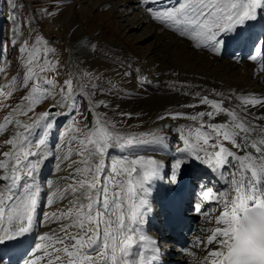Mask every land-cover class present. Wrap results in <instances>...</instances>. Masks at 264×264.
Returning <instances> with one entry per match:
<instances>
[{
    "label": "snow or ice",
    "instance_id": "6c2138e0",
    "mask_svg": "<svg viewBox=\"0 0 264 264\" xmlns=\"http://www.w3.org/2000/svg\"><path fill=\"white\" fill-rule=\"evenodd\" d=\"M136 10L185 38L190 47L220 58L230 40H238L244 29L264 20V0H136ZM261 27L247 59L254 64V74L264 75ZM49 45L42 36L31 45L25 41L20 48L28 54L24 72L0 86V109H7L0 136L8 146L0 152V249L24 240L41 224L55 223L56 228L39 235L41 243L30 247L23 264H41L42 260L45 264H163L160 242L146 234L145 226L153 215H159L155 206H167L170 215L173 208L179 211L177 186L185 166L196 162L218 174L222 189L198 185L201 200L218 207L209 212L192 204V210L209 225L194 242L203 255L188 252L194 264H264V96H226L213 90L210 98L201 90H189L185 95L193 96L196 103L186 107L207 110L161 117L193 122L177 128V155L162 161L146 153L167 154L166 135L121 131L116 122L105 118L106 113L96 111L109 106L103 100L95 102L94 97L111 93L113 85L105 87L98 83L99 76L79 70L70 72L62 84L48 78L49 73L62 74L60 63L50 59L55 49ZM89 48L95 54L97 46L90 40L81 50ZM103 57L123 67L126 76L138 71H130L117 53L105 50ZM6 71V65L0 67V75ZM14 88L27 90L22 106L6 102ZM50 99L53 102L45 111H35ZM82 99L91 104L88 111L93 117L91 127L85 123L83 129L75 126L80 123L76 116ZM222 114L228 119L217 122ZM20 116L31 123H24ZM121 116L131 118L130 113ZM60 117L71 118L73 125L55 136L61 141L56 145L49 138ZM73 155L79 159H72ZM52 159L58 161L56 171L66 175L42 183V171ZM65 200L64 209L43 211ZM0 264H4L3 256Z\"/></svg>",
    "mask_w": 264,
    "mask_h": 264
},
{
    "label": "rangeland",
    "instance_id": "374dc122",
    "mask_svg": "<svg viewBox=\"0 0 264 264\" xmlns=\"http://www.w3.org/2000/svg\"><path fill=\"white\" fill-rule=\"evenodd\" d=\"M81 1L82 0H0V45H3V62H0V67H5V65L7 66V71L0 75V86L8 84L13 76L19 78L24 72L25 59L28 54L20 51L21 45L25 41H27L30 45L34 44L38 36H43L48 41H50L49 46L55 49V53L50 57V59L53 63L59 62L62 71V74L58 77L55 75V73H49L48 78H55L59 83L62 84L65 79L69 78L68 74L75 70L83 71L85 73H92L94 76H99L100 79L98 83L104 85L105 87L109 86L110 84L114 87L111 93H98L94 97L95 102L99 103L101 100H103L104 103L109 106L108 108H99L96 111L106 113L107 115L105 118L111 122H116L117 127L121 131L136 133L157 132L158 134L166 135L170 150H175L179 146V141L175 138L177 136V128H186L193 122L186 119H171L175 124L172 126L169 124L168 118L162 120L161 117H168L170 113L195 114L196 112L207 109L201 107H186V105L196 103V99L191 95H185L186 91L183 90L176 91L177 93L174 96L171 95L173 97L166 99L162 97V99L160 97H154L152 95L153 90L150 85L145 83L146 81L140 78L136 72H134V75L126 76L123 74V67L118 68L111 60L104 59L103 54H99L102 52V46L104 42L115 38L117 39L116 41H119L126 49H130V51L134 54L135 59L141 63H146L149 60H158V57L156 58V56L151 57L145 56V54H143L145 50H148L153 45L154 41L156 40L155 38L157 37L158 40L160 39L159 41H156L159 42L158 48L161 49V52L158 53L160 57L162 56V60L159 59L161 64L167 66L172 65L170 64V60H172L173 56L176 61L182 63L188 62V64L193 63L192 65L198 64L197 67L195 66L197 69H213L215 73L217 72L216 76H218V74L228 73L232 77L239 78L243 73H246L247 69L250 67V63L245 61L248 60L247 56L251 53V50L254 47L256 34H259L262 31V27L255 31L254 36L250 39L252 42L249 47L246 48V43H243V41L240 42L241 44L239 43L238 48L232 52L233 56H231L234 57L237 53H239L238 60L233 59L239 63L236 64L228 60L232 59L229 58L230 56L224 57L223 55V57L220 58L215 57L209 52L194 49L193 47L189 46V41H187L185 38L180 39L174 34L163 30L160 32L158 30V32L155 34V37H148L145 41H141L140 37L142 33L147 32L149 27L155 26L154 24L150 26L149 23L147 24L145 23L146 21H143L139 26L130 29V31H124L122 30L123 28L119 27L115 21L118 19L114 18V20H112V16L107 11H102L106 10L107 7H105V9H101V7L95 9L97 5L96 0H89L85 3H81ZM117 1L118 0H113L110 5L116 6ZM119 9L120 11H129L130 5H126L123 8L119 7ZM130 12L131 13L129 15H131V19H137L140 16V12ZM124 16H126L125 18L129 17L128 14ZM123 20L125 19L123 18ZM123 24L127 25L126 22ZM74 29H76L75 31L77 33L80 32L84 36L91 35V38H94L98 40V43H101V47L98 50L99 53L98 55L94 56L95 58L92 56L93 49L89 48L88 51H82L81 49L83 48L80 47L81 44L73 40ZM47 33L49 35H47ZM249 36L250 33H246L244 38H248ZM182 40L184 42H182ZM10 41L11 45L9 44ZM131 47L133 49H131ZM181 49L183 51L185 50L186 53ZM89 50L92 54H90ZM204 52L206 61H203L202 64L198 63L197 55ZM192 58L196 60L197 63L191 61ZM223 58H226L227 60ZM204 62L207 63L205 64ZM70 66H72V70L70 69ZM223 67L225 69H223ZM129 70L132 71L131 68ZM147 70H149L148 67ZM169 71L170 69H164L157 71L156 73L152 71V73L155 77L163 76L165 80L175 79L177 77V72ZM249 72L253 73L251 69ZM167 76L169 78H167ZM13 92L14 95L6 101L8 104H10L12 107H17L18 105L22 106L24 103H26L22 100V97L27 95L26 89L14 88ZM208 95L210 98H213L212 95ZM50 100L48 102L52 103V100ZM0 101H3L2 96H0ZM47 107L48 104L45 103L41 106H37L35 111L37 113L43 112L47 109ZM88 109H90V105L87 102V99L80 100L78 105V115L76 116V120L80 121V123L76 124V127L83 129L85 123L89 124V127H91L93 117L89 115ZM121 113H130L131 118L129 119L127 117H122ZM6 114L7 109H0V123L3 122V117ZM32 115L33 113H29V116ZM223 116L224 115L222 114V116L218 117L217 122H224L222 119ZM84 117H88V120H84ZM60 118V124L58 123L57 127L53 129V137L50 140H55V136L59 137L61 134L66 132L69 126L73 125V120L71 118L67 120H65L63 117ZM19 119L24 123H31V121L26 116H20ZM169 129H171V131H169ZM21 131L23 130L21 129ZM4 139V136H0V152L8 150V146L3 143ZM55 142L56 143L54 144L56 145L61 143L59 139H57ZM72 147L75 148L76 145L73 144ZM64 151L66 152L67 148H65ZM146 155H166L165 157L167 160L165 159V161L175 158L173 156L170 157V154H165V152L157 153L149 151L146 153ZM72 159L78 160L79 157L73 155ZM57 162L58 161L55 159L51 160L50 165L52 166V169H49L47 172L49 175L46 174L47 176L44 180H55L58 176L66 175V173L56 171ZM50 170H53V172ZM61 186H63V184ZM195 188H197L196 185ZM45 191L49 192V194L51 192V190L47 189L46 186ZM189 199L192 198L189 197ZM193 204L195 205L196 202L193 201ZM65 205H67V200L53 205L52 210L57 211L58 209H64ZM189 218H197L193 220L195 223L192 222V227L194 224H198L199 220L201 221V217L194 215V211L187 219L189 220ZM191 219L187 223H191ZM53 225L57 226L55 223ZM147 230L153 233V229L151 227H147ZM71 231L76 230L72 229ZM187 235L190 237L191 234ZM168 244V242H162L161 240V250L166 251ZM171 251L172 250H169L170 253ZM175 255H180V253L178 254V252H176L172 256ZM177 261L178 259H174V262ZM22 263L23 260L20 262V264ZM41 264H45V261L42 260ZM54 264H58V262H54Z\"/></svg>",
    "mask_w": 264,
    "mask_h": 264
},
{
    "label": "bare ground",
    "instance_id": "6f19581e",
    "mask_svg": "<svg viewBox=\"0 0 264 264\" xmlns=\"http://www.w3.org/2000/svg\"><path fill=\"white\" fill-rule=\"evenodd\" d=\"M87 1H89V0H82L81 3L82 2L85 3ZM112 1L113 0H96L97 5H96L95 9H98L100 7H101V9H105V7H107L106 10H102V11H107L112 16V18H111L112 20H114V18L118 19L115 21L117 22L119 27L123 28L122 30H124V31L129 30L130 31V29H133L134 27L139 26L143 21H146L145 23H147V24L149 23L150 26L152 24L155 25L153 27H149L147 32L142 33V35L140 37L141 41H145L148 37H155V34L158 32V30H159V32L163 30V31H167V32L174 34L173 32H171L169 30L162 29L159 24L149 20L147 15L142 10H139V11L136 10V0H118L116 6L110 5V3ZM126 5H128V6L130 5V10L129 11H120L119 7L123 8ZM130 11L140 12V16L137 19H131L132 17H131V15H129L131 13ZM127 14L129 17L125 18L126 16H124V15H127ZM123 18L127 21L123 20ZM124 22H126L127 25H124L123 24ZM75 30L76 29L73 30V32H74L73 33L74 34L73 40H75V41H77V43L81 44L80 47H82V48H84V46L90 40L92 45L97 46V49L95 50V54L93 55L92 54L93 52L91 53L89 50L90 54H92L93 57L95 55H98V53H99L98 50L101 47L100 46L101 43H98V40L91 38V35L84 36L80 32L77 33ZM245 33H246V31L241 33L238 40H230V47L235 46L239 42H241L244 38ZM164 35H165V33H164ZM174 35L176 37H178L176 34H174ZM155 39L158 40L157 37ZM180 39H184V38H180ZM116 40L117 39L112 38V39L104 42V44L102 46V52H100L99 54H103L105 52V50H107L109 53H117L118 59L122 63L126 62L128 65H130V68L132 70H138V71H135L136 74H138V76H140V78L144 79L148 83V85H150V87L153 90L152 95L154 97H157V98L162 97L164 99L169 98V97H173L177 93L176 91H178V90H183L186 92H188L189 90L193 91V92L197 91V90H201L202 92L208 93L210 95H212L213 90H215L216 92L224 93L226 96L229 94H232V93H235L237 95L242 94V93H246L249 95L255 94L256 96H264V75H260V74L253 75L249 72L251 67L254 68V64L251 61H248V60L245 61V62L250 63V67L247 69L246 73H243V74L241 73L242 76L239 78L232 77L228 73H222V74H218V76H216L217 72L215 73V71H213V69H208V70L200 69V68L197 69L196 67L198 66V64L192 65L193 63L192 64H188V62L182 63V62L176 61L173 58V56H172V60H170V64H172V65L167 66V65L161 64L159 62V59L162 60V56L160 57L158 55V53L161 52V49L158 48L159 42H157L156 40L154 41L153 45L148 50H145V52L143 54H145V56H151V57L156 56V58L158 57V60H156V61H154L155 59L149 60L146 63H141L137 59H135L134 54L130 51V49H126L119 41H116ZM182 42H184V41L182 40ZM138 46H141V45H138ZM183 47H185V46H183ZM230 47L226 48V50H225L226 53L230 52L229 51ZM131 49H133V48L131 47ZM192 52H191V54H192ZM185 53H186V51H185ZM228 54L231 55L232 53H228ZM215 57H217V56H215ZM223 59H226V58H223ZM197 60H198L197 62L201 63V64L203 61H206L205 52L201 53V54L199 53L197 55ZM214 60H216V59H214ZM228 60L232 61L233 63L239 64L237 61H234L233 59H228ZM191 61H193L194 63H197L196 60H194L193 58ZM207 62H208V60H207ZM149 66H152V67H149ZM147 67L149 68L150 71L147 70ZM224 67H223V69H225ZM237 68H239V67H237ZM164 69H170V71H172V72H177V75H176L177 77L173 80H165L163 78V76H161V77L153 76L154 74L152 73V71H154L156 73L157 71H161ZM218 71H219V69H218ZM231 71H229V72H231ZM234 73H236V72H234ZM167 78H169V77L167 76ZM173 85H176V87L173 88L172 87ZM171 95H173V96H171ZM164 102H165V100H164ZM47 104H50V103L47 102ZM165 111H167V110H165ZM60 119L61 118H59V121H60ZM222 119L224 121H226L228 118L226 116H223ZM168 121H169V124H171L173 126L174 122L171 119H168ZM51 138L52 137H50L49 139H51ZM56 140L53 139V140H50V142L56 143L55 142ZM168 150H169L168 154H170V157L171 156L175 157L177 155L176 151L170 150L169 146H168ZM151 156H155V155H151ZM165 156H156V158H158L162 161H165V159L167 160V158ZM49 169H52V167H51L50 163H47L46 167L43 169L42 174H41L42 175V183L45 181L44 180L45 177L47 175H49V174H47ZM51 172H53V170ZM217 175L218 174L214 175L211 172H208L202 165L197 164L196 162H190L185 166V168L183 169V172H182L181 183L177 186V196H178L177 197V204H178L179 200H182V201L184 200V203L182 204L183 211L184 210L188 211L189 206H191V204H189L187 201V199H189V197L192 198L189 200L194 199L195 201H197V204H199L202 208H206L207 211H209V212H213L218 207L217 205H211V204H208L207 201L201 200V196H200L201 188L200 187L196 188V190H197L196 192L192 190L195 185L196 186L197 185H206L209 189H213V190L222 189V181H220L216 178ZM186 180H188L186 185L184 187H182V183ZM157 187H159V185H157ZM160 191L162 193L163 188H160ZM190 193H191V195H190ZM52 209H53L52 206H45L43 211L45 213L50 214L51 212L54 211ZM155 211L158 212L159 215H157V216L153 215L150 218V220H151L150 224L145 226L146 234L151 236V237L157 238L158 240H162L164 238H167L172 242L174 241L173 245L171 246L172 249H171V247L167 248L166 253L162 251V253H163V255H162L163 264H194L193 257L190 256L188 254V252H189V250H191L193 252H196V254L198 256L203 255V253L200 251V249L194 247V242L196 241L197 237H203L205 235V233L202 232L201 229H204V228L209 226V225H207L204 217L202 215H200V213L194 211V215L200 216L201 221L199 220V223L194 224L193 227H192V222L194 219H197V218H193V219L190 218L191 223H186V225H190L189 229H191V230H192V228L195 229V233H193L190 236V237H192V241L190 244L186 245L187 248L181 249L179 246H177V244H182V240L184 238H187V235L185 233L183 234V232H184L183 231L184 226H182L183 221L180 222L179 225H177L176 227H173V225L171 224V216L169 214V210L166 212V211H164V209H161L159 206H155ZM192 212L193 211L186 212L185 215H187L189 213L192 214ZM216 214H218V212ZM188 217L189 216H187L186 218H188ZM193 223H195V222H193ZM53 224H51L50 226L45 225V224H41V226L36 229L35 233L26 237L24 240H22L18 243L11 244L8 247L0 249V256H3V257L8 256L9 257L11 255L10 258L7 260V264H18L19 260L27 254V251L33 245L35 238L37 236L39 237V235L49 232L50 227L51 228L57 227V226H54ZM147 227H152L153 233L149 232L147 230ZM167 231H172V234L167 233ZM166 242H168V241H166ZM37 243H41V241H39V239H38ZM169 250H172L171 253L169 252ZM175 250L178 251L180 253V255L172 256L173 253L175 254ZM37 254L39 255L41 253L38 252ZM173 258L178 259L179 262L178 261L174 262Z\"/></svg>",
    "mask_w": 264,
    "mask_h": 264
}]
</instances>
